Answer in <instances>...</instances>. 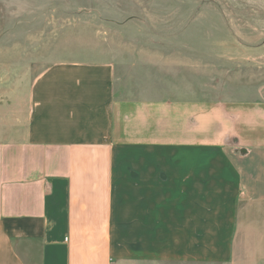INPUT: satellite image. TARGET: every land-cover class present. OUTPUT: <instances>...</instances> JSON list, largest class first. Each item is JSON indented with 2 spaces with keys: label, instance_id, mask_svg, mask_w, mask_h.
I'll return each mask as SVG.
<instances>
[{
  "label": "crops",
  "instance_id": "obj_1",
  "mask_svg": "<svg viewBox=\"0 0 264 264\" xmlns=\"http://www.w3.org/2000/svg\"><path fill=\"white\" fill-rule=\"evenodd\" d=\"M28 101L0 130V264H264V101L117 102L97 62Z\"/></svg>",
  "mask_w": 264,
  "mask_h": 264
},
{
  "label": "rangeland",
  "instance_id": "obj_2",
  "mask_svg": "<svg viewBox=\"0 0 264 264\" xmlns=\"http://www.w3.org/2000/svg\"><path fill=\"white\" fill-rule=\"evenodd\" d=\"M83 62L111 64L117 102L264 101V0H0V130Z\"/></svg>",
  "mask_w": 264,
  "mask_h": 264
}]
</instances>
